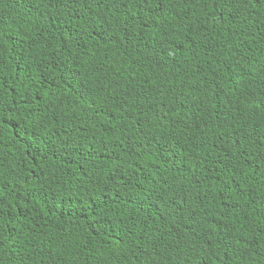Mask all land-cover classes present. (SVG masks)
Listing matches in <instances>:
<instances>
[{"label":"trees","instance_id":"obj_1","mask_svg":"<svg viewBox=\"0 0 264 264\" xmlns=\"http://www.w3.org/2000/svg\"><path fill=\"white\" fill-rule=\"evenodd\" d=\"M159 3L0 0V264H264V0Z\"/></svg>","mask_w":264,"mask_h":264},{"label":"snow or ice","instance_id":"obj_2","mask_svg":"<svg viewBox=\"0 0 264 264\" xmlns=\"http://www.w3.org/2000/svg\"><path fill=\"white\" fill-rule=\"evenodd\" d=\"M65 2H68V0H65ZM72 2H75V0H72ZM166 2V0H160V3L158 4V10L160 12V14H163L166 9L163 7L164 3ZM215 3H217L218 5H221L223 7H230V6H235L241 3L247 4L249 7H251L253 4H258L260 2V0H214ZM64 3L60 4V7H64ZM140 7L142 9V11L144 12H148L149 11V7H148V0H140ZM155 13L152 12L150 13V16H154ZM218 15L222 18L223 17V12H218ZM143 26L145 28L150 26V23L145 21L143 22ZM109 191H111V189H109ZM106 195V194H105ZM177 199H181L180 197H177ZM186 203V201H185ZM167 209H171L173 213L175 212H180L183 213V208H180L179 205L175 204V201L172 204H169L166 206V210ZM121 243H123V241H121Z\"/></svg>","mask_w":264,"mask_h":264}]
</instances>
